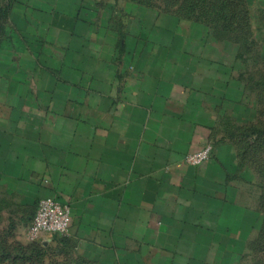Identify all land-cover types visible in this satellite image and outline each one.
<instances>
[{
    "label": "crops",
    "instance_id": "crops-1",
    "mask_svg": "<svg viewBox=\"0 0 264 264\" xmlns=\"http://www.w3.org/2000/svg\"><path fill=\"white\" fill-rule=\"evenodd\" d=\"M150 72L123 79L124 93L115 94L118 82L110 79L108 89L91 93L99 106L89 101L86 113L75 106L64 117L49 108V95L0 111V228H23L29 207L47 197L68 204L72 215L65 237L17 238L24 264L236 259L222 254L234 229L247 228L234 214L256 212L232 191L245 181L241 168L231 172L236 157L222 154L223 144L206 164L188 166L187 154L210 144L201 113L187 105L188 84Z\"/></svg>",
    "mask_w": 264,
    "mask_h": 264
},
{
    "label": "rangeland",
    "instance_id": "rangeland-1",
    "mask_svg": "<svg viewBox=\"0 0 264 264\" xmlns=\"http://www.w3.org/2000/svg\"><path fill=\"white\" fill-rule=\"evenodd\" d=\"M151 70L189 85L187 105L215 153L227 144L231 172L241 168L232 191L256 212L234 214L247 228L234 229L222 254L236 259L225 264H264V136H246L264 131V0H0L1 115L47 95L64 117L86 113L110 79L124 93L123 79ZM38 205L23 228H0V247L14 252Z\"/></svg>",
    "mask_w": 264,
    "mask_h": 264
},
{
    "label": "built area",
    "instance_id": "built-area-1",
    "mask_svg": "<svg viewBox=\"0 0 264 264\" xmlns=\"http://www.w3.org/2000/svg\"><path fill=\"white\" fill-rule=\"evenodd\" d=\"M213 153V145L207 144L201 149L187 154L185 162L188 166H201L211 160ZM71 223L70 206L58 199L47 197L39 202L31 222L29 236L36 238L42 234H50L65 237L70 232Z\"/></svg>",
    "mask_w": 264,
    "mask_h": 264
},
{
    "label": "trees",
    "instance_id": "trees-1",
    "mask_svg": "<svg viewBox=\"0 0 264 264\" xmlns=\"http://www.w3.org/2000/svg\"><path fill=\"white\" fill-rule=\"evenodd\" d=\"M7 13H9L8 12V8L6 9V14ZM7 16H9V15H7ZM247 135H248L249 138L259 139L261 137V135L264 136V131L254 130V132L246 133V136ZM212 158H213V156H212ZM263 198H264V193H263ZM0 248H1L0 260L5 261V260H8V259H11L14 262H23L24 259H25L24 251H23L22 247H16L14 249V252H11L8 248H6L4 246H2ZM34 252H35V257H36V260H37V258L40 256L39 250L36 249V250H34ZM30 260H32V259L30 258L29 261Z\"/></svg>",
    "mask_w": 264,
    "mask_h": 264
}]
</instances>
